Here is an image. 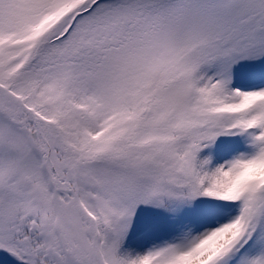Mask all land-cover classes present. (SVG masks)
I'll list each match as a JSON object with an SVG mask.
<instances>
[{
  "label": "snow or ice",
  "instance_id": "snow-or-ice-1",
  "mask_svg": "<svg viewBox=\"0 0 264 264\" xmlns=\"http://www.w3.org/2000/svg\"><path fill=\"white\" fill-rule=\"evenodd\" d=\"M0 264H264V0H0Z\"/></svg>",
  "mask_w": 264,
  "mask_h": 264
}]
</instances>
